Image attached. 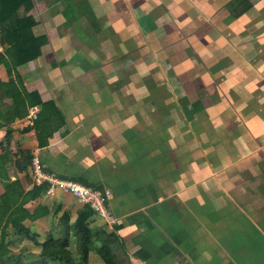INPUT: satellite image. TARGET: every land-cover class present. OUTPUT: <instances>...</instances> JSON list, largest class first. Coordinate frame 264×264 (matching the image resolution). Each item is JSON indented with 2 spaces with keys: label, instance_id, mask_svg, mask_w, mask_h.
<instances>
[{
  "label": "crops",
  "instance_id": "crops-1",
  "mask_svg": "<svg viewBox=\"0 0 264 264\" xmlns=\"http://www.w3.org/2000/svg\"><path fill=\"white\" fill-rule=\"evenodd\" d=\"M31 1L33 6L27 12L35 22L31 32L34 37H43L44 43L40 47V56L18 66L17 70L23 76L27 91L36 90L42 101L53 100L56 103L63 113L65 125L54 132L42 147L38 145L33 128L24 130L33 126L34 120L32 123L27 120L30 109L37 107L39 111V106L30 107L24 118L11 124L13 131L9 141L5 137V126L0 125V155H6V159H0L4 166L0 176V195L4 192L2 181L6 177L19 179L25 192L35 185H44L36 184L31 172V159L38 155L46 173L77 182L76 179H84L95 188H101V191L111 192L109 208L117 218L116 222L108 224L93 212L88 223L93 227L103 222L104 231L119 236L122 247L118 264H264V226L255 216L257 208L253 206L246 210L243 202L236 206L228 203L233 198L231 196L238 192L236 190L210 193L207 184L214 181V175L207 177L201 173L200 176L198 167L192 170V165H197L196 160L188 161L192 167L189 176L184 179L179 175L183 170V162L173 153L179 147L176 142L180 138L177 136L178 119L182 115L178 106L180 108L183 105L178 104V96L171 91V85L174 84L189 87L191 99L188 108L192 110L193 118H190L191 122L188 118L187 124L195 139H198L196 134L201 126L196 125L200 111L206 110L218 118L228 117L227 120L231 119L229 115L234 111L225 104L224 107L211 104L210 92L205 88L207 81L222 85L223 92L229 87L227 92L231 89L232 96L245 104L242 88L247 81L253 80L256 87L252 86L249 97H257L260 101L256 98L252 106L263 109L264 45L257 37L261 27L259 23L264 22V0ZM248 3L254 6L247 13ZM62 5L68 8L64 10ZM66 11L73 16L72 24L68 26L65 24L70 19L68 21L62 15L65 12L67 16ZM117 19H120L119 25L116 24ZM139 20L144 22L141 29L134 23ZM161 20L168 33L161 38L159 35L154 42L160 44L163 41L167 46L178 47L181 58L173 63H176L174 67H180V71L179 74L170 73L173 82L164 76L163 82L159 81L162 78L151 81L153 83L157 79L160 87L165 89V94L159 98L160 101L153 100L154 105L148 104L147 110L141 111L142 120L146 118L139 122L142 124L129 121L131 123L127 127L117 126L119 117L113 111L72 112L70 102L76 98L65 90H59L60 87L66 88L69 81L56 79L57 72L65 79L72 65L80 69L87 67V61H90V65L97 63L92 55H84L82 47L75 50L77 45L72 41L73 33H76L74 31L79 33L81 44L90 33L89 37L94 39V52H97V43L104 42L101 38H107L111 45L126 44L127 49L134 50L133 37L145 31H157L158 21ZM102 21L115 34L105 36L100 28ZM247 35L252 41L247 39ZM201 37H206V43L200 40ZM185 39H189V44H184ZM251 51L253 55L248 58L247 54ZM7 79L6 68L0 64V81ZM187 79L191 85L186 84ZM72 84L75 85L74 82ZM148 85L147 82L145 86ZM168 92L171 95L167 96ZM147 98L149 96L142 99L143 105ZM195 102L199 106L194 107ZM163 107L168 111L162 110ZM166 114L176 119L174 127H162L161 118L164 119ZM128 117L134 119L135 116ZM147 119H159V127L156 128V120L148 124ZM123 128L124 132L120 130ZM156 130L162 131L160 139H163L158 141V145H153L157 144L151 143L153 134L160 133ZM140 135L146 137V143L142 142ZM259 146L256 150H264L262 146L259 149ZM65 148L69 152L68 156L60 153ZM200 148L203 150L202 145ZM19 150L25 151L30 160L26 171L17 168L18 162L22 160ZM167 152H170V157H167ZM233 164L230 163V166ZM204 165H208L207 162ZM224 180H228L227 177ZM47 189L48 185L37 198L24 205L30 213L38 205L48 210L33 220L26 219L23 222L30 232L36 233V236L31 234V237H35L37 243L43 242L49 233L56 232L58 218L63 212L69 214L70 221H74L84 205L64 191L57 190L49 194ZM211 196L217 201L211 200ZM49 219L53 220L55 228L48 230L44 236ZM15 250L13 254H17ZM39 251L40 247L38 254ZM23 252L30 253L29 250Z\"/></svg>",
  "mask_w": 264,
  "mask_h": 264
},
{
  "label": "rangeland",
  "instance_id": "rangeland-1",
  "mask_svg": "<svg viewBox=\"0 0 264 264\" xmlns=\"http://www.w3.org/2000/svg\"><path fill=\"white\" fill-rule=\"evenodd\" d=\"M62 6L64 10L68 8V6ZM227 11L226 8V13H228ZM66 12L68 14L67 16H65V12L62 13V15L66 17L68 21L70 19V22L65 24V26H68L72 24L71 19L73 16L70 15L68 11ZM117 20L116 24L119 25L120 19ZM134 23L136 26L138 25V29L139 27L141 29V26L143 27L144 25L143 20L135 21ZM101 24L102 26L100 25V28L102 32L105 33V36L115 34V31L110 30V27H105L104 24L106 23L104 21H102ZM158 24L159 29L157 31L152 33L145 31L144 33H139L133 37V40L135 41L134 50L127 49L126 44L117 43L111 45V42L107 38H101V41L103 39L104 42H100V44L97 43L95 48L97 52H94V39L89 37L90 33L87 38L84 37L86 41L81 44L78 39L79 33L75 30L74 32L76 33H73L74 35L72 38V41L77 45L75 50H79V48L82 47L85 50L84 55H92L96 58L97 63H91L90 65V61H87V67L80 69L74 68V65H72L69 70V76H66L65 79L61 76V73L59 74V72H57V75L55 76L56 79L58 78L60 80L69 81V84H66L68 85L66 88L60 87L59 90H65L67 93L69 92L70 94H73L76 98L75 100L72 98L70 102V110L72 112H77V114H79V111L87 110L91 112L100 110L113 111V113L119 117L117 120L120 122L117 126L127 127V124L131 123L129 121H132L134 124H142L139 122H143L146 118L142 120V117H140L141 111H145L144 109H146L148 104L152 106L155 104L154 101H160L159 98L165 94V89L163 90L160 87L159 81L163 82L165 80L163 79L164 76L168 81L173 82V76L170 73H178L180 71V67H174L176 63H173V61L181 58L178 54V47H175V45L167 46L163 41L160 42V44L154 42L159 35L161 38V36L168 33L162 20L158 21ZM260 24L261 27L258 29L257 38L259 42H262L264 45V22L259 23V25ZM230 31L232 33L234 32L233 30ZM144 34H147V36L145 37ZM205 38L206 37H201L200 40H203V42L206 43L207 39L205 40ZM247 39L252 41L250 40V37ZM185 40L186 42L184 41V44H189V39ZM251 52L247 54L248 58L253 55V52ZM74 55H77V53ZM95 55H97V57ZM247 57L246 59H248ZM154 78L162 79L159 81L155 79L152 83L151 81ZM184 78L187 77L184 76ZM73 82L75 85L72 84ZM147 82L149 83L148 87L145 86ZM186 84L191 85V81L187 79ZM253 84H255L253 80L251 82L247 81V83L244 84L245 87L242 88V93L245 96V104H241L239 99H235L232 96L231 89L227 92L229 87L223 92L222 85H219L216 82L211 84V82L207 81V87L205 88L210 92L211 104H220L222 107H224L225 104L226 107L229 106L234 111L229 115L231 118L229 120H227L228 117L223 119L210 115L206 110L200 111V115L197 117L198 122L196 123L198 126L201 125L196 134L198 139L194 138L193 131L191 132L190 125L187 124V119L189 118V122H191L190 118H193L191 117L193 112L188 108L190 107L189 104L191 99L189 87L180 83L177 85H171V91L179 98L178 104L180 106L181 104L183 105L180 108L178 106L182 116L178 119L179 129L178 132H176L177 136L180 138H177L176 144L179 147H177L176 152L173 154L176 155L177 159H181L183 162V170L181 171L182 173L179 174L182 175V178L184 177L185 179L189 176V173L192 172L193 169H196V167H198L200 176L201 173L207 177L214 175L212 177L214 181L207 184V190L211 191L210 193H213V191L216 190L238 191L235 195L233 194L234 196H231L233 198L230 199L231 202L228 203L236 206V204L243 202L245 209H249L253 206L256 207L255 216L258 217L259 221L262 222L264 226V150H256L257 146H259L258 144L264 149V100L261 99L263 109L261 107L252 106L257 98L252 99L249 97L250 92L253 91L252 86L256 87V84ZM64 85L65 84H63V86ZM168 93L169 94L166 93L167 96L171 95L170 92ZM143 96H149V99H145L144 105L142 102V99L144 98ZM165 98L166 96L164 99ZM182 100L186 101V104ZM157 103L159 106V102ZM166 103H169V101ZM169 105L170 104L167 105V108L170 107ZM185 106L188 110H185ZM164 109L165 107H163L162 110ZM164 111H168V109H165ZM132 115L135 116L134 119L131 117L127 118V116ZM166 115L167 116L164 117V119L161 118L162 127H174V121L176 119L171 115L169 116V114ZM256 115L263 118L259 119ZM256 117L258 118L257 122ZM96 119L98 120V118ZM153 120L156 119H147L148 124ZM157 120L155 121V123H157L156 128L159 127V119ZM162 122L165 123L163 124ZM120 130L123 132L125 131L124 128ZM157 132L160 133L150 134V137L152 134L154 136L151 139V143H157L153 145H158V141L163 139H160L163 135L162 131ZM140 137L143 138L141 139L142 142L146 143V137H143L142 135H140ZM153 139L155 140L153 141ZM201 145L203 150L200 148ZM90 151L93 154L91 149ZM60 153L67 155L69 152L65 148L64 151L62 150ZM71 153H73V151ZM167 157H170V152H167ZM188 161L195 162L197 165H192V168L188 164ZM204 162H207L208 165H204ZM230 163L234 164L230 166ZM42 167H44L43 163ZM191 168L192 170H190ZM44 173L46 174L45 171ZM226 177L228 180H224ZM210 199L217 201L216 198H213L212 196ZM233 201H235V203H233ZM52 221L49 219V222L46 224L44 236L48 230L55 228ZM102 225H104L103 222ZM102 225L93 226V228L99 227L104 230ZM10 231L11 233H15L16 229H11ZM28 233L24 240L18 242V244H20L18 248L20 249V247H22L20 251L17 249L15 250V253L17 254L12 255L19 256L20 259L27 264H37L39 260V258H37L39 257V254L37 253L39 246L32 243L33 238L31 237V234L32 236H36V233L30 232V235ZM54 233L57 235L56 232ZM41 234H43V231H41ZM70 240L73 256L78 259L75 240L73 237H70ZM23 250H29L30 253L23 252ZM89 255V262L86 264H103L102 262H99L96 253L91 252ZM48 264L60 263L49 261Z\"/></svg>",
  "mask_w": 264,
  "mask_h": 264
},
{
  "label": "trees",
  "instance_id": "trees-1",
  "mask_svg": "<svg viewBox=\"0 0 264 264\" xmlns=\"http://www.w3.org/2000/svg\"><path fill=\"white\" fill-rule=\"evenodd\" d=\"M32 6L31 0H0V64L5 66L8 76L7 81H0V125L5 126V137L9 141L13 131L11 124L24 118L30 107L39 106L33 126L24 130L33 128L38 145L42 147L54 132L65 125V121L61 109L53 100L42 101L38 91H27L23 76L17 70L18 66L40 56V47L44 43L43 37H34L31 32L35 22L27 12ZM253 6L251 3L247 4V13ZM193 106L197 107L199 103L195 102ZM18 153L22 160L18 162L17 168L26 171L30 160L25 151L19 150ZM0 159H6V155H0ZM3 170L4 166L0 163V176ZM59 176L67 178L64 175ZM76 180L101 191V188H95L84 179ZM2 183L4 192L0 195V263L27 264L19 256L12 255L20 245L18 242L24 240L29 232L23 222L26 219L33 220L48 210L45 206L38 205L34 212L30 213L24 205L37 198L47 185H35L25 192L17 178L12 180L6 177ZM92 214L93 210L87 204L80 208L74 221H70L69 214L63 212L56 225L57 235L51 232L41 243H37L33 238V243L40 247L37 264H48L49 261L60 264H86L91 252L96 253L103 264H118L122 247L119 236L112 232L107 233L99 227H90L88 219ZM11 229H16V232L11 233ZM70 237L75 240L78 259L70 250Z\"/></svg>",
  "mask_w": 264,
  "mask_h": 264
},
{
  "label": "built area",
  "instance_id": "built-area-1",
  "mask_svg": "<svg viewBox=\"0 0 264 264\" xmlns=\"http://www.w3.org/2000/svg\"><path fill=\"white\" fill-rule=\"evenodd\" d=\"M37 112V107L30 109L27 116L29 123H32L36 118ZM31 167L32 174L35 179L34 182L36 184H47V192L49 194H52L57 190L68 192L72 194L80 203L89 205L93 210L94 215H96L98 218L103 219L108 224H114L116 222L117 218L111 214L109 208V200L111 198L110 191H100L74 180L54 177L48 173L45 174L42 167V162L38 155L32 157Z\"/></svg>",
  "mask_w": 264,
  "mask_h": 264
}]
</instances>
